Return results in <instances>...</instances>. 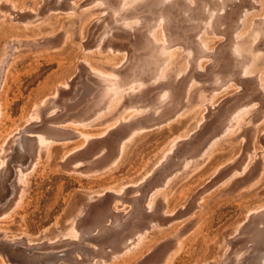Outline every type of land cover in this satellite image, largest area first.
Segmentation results:
<instances>
[{
	"label": "rangeland",
	"instance_id": "obj_1",
	"mask_svg": "<svg viewBox=\"0 0 264 264\" xmlns=\"http://www.w3.org/2000/svg\"><path fill=\"white\" fill-rule=\"evenodd\" d=\"M254 263L264 0H0V264Z\"/></svg>",
	"mask_w": 264,
	"mask_h": 264
},
{
	"label": "bare ground",
	"instance_id": "obj_2",
	"mask_svg": "<svg viewBox=\"0 0 264 264\" xmlns=\"http://www.w3.org/2000/svg\"><path fill=\"white\" fill-rule=\"evenodd\" d=\"M13 51V50H12ZM14 54V53H13ZM10 56H13V55H10ZM8 62V61H7ZM25 62H26V60H25ZM18 66V65H17ZM20 66V65H19ZM44 67H45V65H44ZM48 67V66H47ZM12 71H14L13 69H12ZM10 77V76H9ZM12 77V76H11ZM254 264H259V263H254Z\"/></svg>",
	"mask_w": 264,
	"mask_h": 264
}]
</instances>
